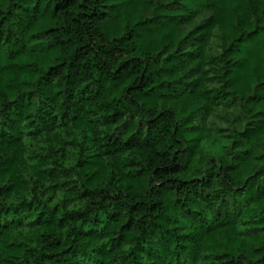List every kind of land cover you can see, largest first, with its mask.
Returning a JSON list of instances; mask_svg holds the SVG:
<instances>
[{
    "label": "trees",
    "instance_id": "1",
    "mask_svg": "<svg viewBox=\"0 0 264 264\" xmlns=\"http://www.w3.org/2000/svg\"><path fill=\"white\" fill-rule=\"evenodd\" d=\"M0 264H264V0H0Z\"/></svg>",
    "mask_w": 264,
    "mask_h": 264
}]
</instances>
